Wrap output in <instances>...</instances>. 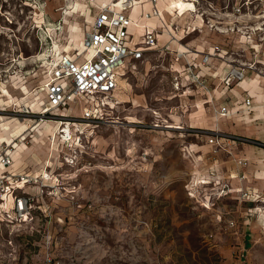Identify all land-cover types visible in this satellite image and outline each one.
I'll list each match as a JSON object with an SVG mask.
<instances>
[{"label": "rangeland", "instance_id": "obj_1", "mask_svg": "<svg viewBox=\"0 0 264 264\" xmlns=\"http://www.w3.org/2000/svg\"><path fill=\"white\" fill-rule=\"evenodd\" d=\"M179 1L171 2H175L174 12L179 7L180 19H193L196 13L195 18L203 14L198 19L204 20L193 25L195 31L183 42L203 37L199 28L203 25L221 48L219 57L213 59L230 68L244 64L250 68V77L264 79V0H197L198 11L192 14H182L186 6ZM207 2L213 9L206 7ZM76 4L83 11L76 10L65 20L70 25L77 23L83 32L89 31L95 8L86 0H46L34 8L30 19L28 8L21 14L12 10L9 26L0 19V32H12L9 39L0 35V83H5L4 92L13 99L6 101L0 92V110L4 109L0 118H7L3 120L7 127L10 122L22 126L14 131L20 140L16 163L28 160L26 167L31 174L48 173L47 182L36 177L31 188L37 193L35 203L44 202L51 213L59 210L64 217L61 264H234V260L237 264H264V234L254 226L253 213L245 216L250 204L240 189L244 185L260 189L263 185L262 179L251 175L258 176L257 172L264 170L257 162L264 157V120H254L249 106L237 113V97L243 96L237 81L224 86L221 77L209 88L204 83L193 84L189 89L202 91V98H177L189 90H174L172 56L150 51L141 60L128 66L126 62L115 70L117 78L124 81L112 94V105L99 122L77 121L75 106L83 104V97L75 98L66 121L52 117L38 121L35 113L41 104L28 116L19 112L25 110L17 107L19 103L43 100L40 66L47 59L33 57L41 49L50 54V39L59 47H68V41L74 46L79 43V33L73 34L71 26L64 29L66 21L61 15ZM235 7L237 13L232 12ZM143 10L145 6H137L124 14L138 24L142 23L139 18ZM206 19H211L214 27L209 28ZM50 29L57 31L50 36ZM138 33L132 34L135 44ZM251 91L256 101L261 100L260 86H252ZM222 103L234 113L217 111L225 106ZM253 106L264 110V103ZM245 112L250 123L238 120ZM51 123L57 134L54 142L47 139L49 132L45 134ZM67 125L71 138L62 142L59 130ZM211 135L228 139L229 144L210 146L207 138ZM57 136H61L59 140ZM6 146L0 143L2 149H14ZM237 155L250 161L243 167L246 181L237 178ZM255 211L261 215L260 208ZM245 218L248 224L242 226ZM237 226L240 237L246 233L241 242L251 241L243 247L246 252L241 262L236 258L240 248L237 240L230 239ZM39 236L40 229L23 235L16 248L19 261L40 255Z\"/></svg>", "mask_w": 264, "mask_h": 264}, {"label": "built area", "instance_id": "obj_2", "mask_svg": "<svg viewBox=\"0 0 264 264\" xmlns=\"http://www.w3.org/2000/svg\"><path fill=\"white\" fill-rule=\"evenodd\" d=\"M143 1L148 4V10L141 13V18L145 21L157 20L160 30L148 25L140 26L141 39L135 44L129 32L133 20L124 14L131 10L135 0H109L105 5L95 3V14L90 29L84 33L80 44L84 54H79L78 51L71 57L58 54L42 63L40 67L44 78L40 83L39 91L43 94V100L40 110L35 113L39 118L38 121H49L51 117L66 121L67 115L56 112L73 103L76 97L84 98V106L78 116V122L101 121L104 110L112 105V94L117 88L118 78L115 73L117 68L124 67L126 62L128 66L130 62L141 60L145 53L156 50L158 48L156 36L159 34L167 38L166 44L159 50L165 51L167 45L171 43L181 45L177 38L178 28L175 25L165 24L159 16L157 0ZM183 1L189 2L194 9L187 11L189 14L198 11L195 9L197 0ZM45 2L46 0H0V19L9 26L12 24L10 12L18 10L16 12L21 14L23 8H28V19H30L34 8L44 5ZM206 7L212 8V4L207 2ZM238 11L237 7L232 10L233 13ZM195 14H192L193 18L196 17ZM202 15L198 14V18ZM200 20L203 24L204 20ZM205 21H208L206 24L209 28L214 27L211 19ZM10 34L12 35L11 31L7 34L0 32V35L7 39L11 37ZM189 53L192 51L188 48L182 52H174L173 62L180 59L185 61V56ZM219 53V47L213 46L209 52L201 54L200 65L204 66L209 58L219 57ZM249 69L245 68L244 64L231 67L220 82L224 86H228L234 80L240 82L244 72ZM181 73L186 79L185 86L180 85L179 75L173 77V88L178 92L188 91L193 84L203 83L201 76L186 61ZM243 104L247 108L250 105L249 100L245 99ZM24 109L19 112L26 116L32 114L30 110ZM219 112L223 114L225 109L220 108ZM227 141L228 139L217 135H211L207 140L213 147L227 146L229 144ZM7 150L8 148H0V264H61L65 243L62 220L59 216H53L48 204L35 203L37 193L24 190L33 185L36 177L29 171L10 170L12 159ZM246 163V158L237 156V169H239L237 178L243 179L247 175L243 170ZM241 192L245 197L248 194L245 190ZM39 196H42L41 193ZM258 207L264 211V204ZM32 229L37 231L40 229L41 248L38 250L40 255L36 258L30 257L29 261L26 259L19 261L16 248L24 238L23 235Z\"/></svg>", "mask_w": 264, "mask_h": 264}, {"label": "crops", "instance_id": "obj_3", "mask_svg": "<svg viewBox=\"0 0 264 264\" xmlns=\"http://www.w3.org/2000/svg\"><path fill=\"white\" fill-rule=\"evenodd\" d=\"M86 1H87V3L91 4L88 0H86ZM171 1L172 0H166V3H164V0H157V7L160 8L161 12L163 13L162 21L165 24H169L170 26L175 25L178 28L177 38L179 39V42L181 43V45H179L177 43H171V44L167 45V48H166L165 51L159 50L167 42V38L164 35L159 34V35L156 36V41H157V44H158V48L156 50H153V51H158L159 50V52H161L162 54H168V55L172 56V58H173L172 54L174 52H182V51H184L185 48L190 49L192 51V53L186 54L185 61L189 65L193 66V70L201 76L204 85L207 88H209L210 86L214 85L219 78L223 77L225 72H226V70L228 68H230V67L227 64L220 63L218 60L213 59V58H209L204 66L200 65L201 54L209 52L210 49L213 46H219V45L214 41V39L209 37L210 33H208V32H210V31L207 30L203 25L199 26V28H201L202 31H204L203 34H202L203 37H201L199 39H196V40H194L192 42L191 41L190 42H183V40L185 39L186 36H188L189 34L193 33V31H195L194 28H193V25H199V23L202 24V22H201V20L199 21L198 18L190 19L188 17V15H187L188 18H184L183 17L182 19H178L177 20L175 18V16L177 15L176 10L174 12L172 7L169 5V2L171 3ZM140 2H141V6L140 7H144L145 6V9H146V10H143L142 12L147 11L148 10V4L145 1H143V0H141ZM169 11L172 12V13L174 12L176 15H171L169 13ZM141 13H140L139 20L142 21V23H138L137 24L139 27H137V28L136 27H130L129 28V32H130L131 35L133 34V32H136V31L139 32L138 33V41H140V39H141L140 38V35H141L140 26L148 25V26H151V27L155 28L156 30H160V26H159L160 24H159V22H157V20L145 21V20H143L141 18ZM94 14H95V11L92 14V16L90 17V23H91V20H92ZM77 16H82V15L76 14V17ZM83 20H85V19H83ZM75 24L77 25V28H78V30H77L78 32L77 33H79V35H80L79 43L77 44V46H74L75 44L70 43L68 41V43H67L68 47L60 45L61 47H59V50H58V52L60 54H65V55L71 57L77 51L80 54L84 53L83 50H81V48H80V44H81L82 38L84 36V33L87 32V31L83 32L82 30L79 29V27H78L79 25L74 22V25ZM132 41H133V38H132ZM220 52H221V48H220ZM185 61L183 59H180L177 62H173L172 63V72L174 73V76L179 75V77H180L179 82H180V84L182 86L186 84V79H185L184 75L181 73V70H182V67H183V64H184ZM250 75L251 74H248V71H245L244 72V76H245L244 79L237 83L240 92L243 93V96H238L237 97V104H238L237 113L240 114V113H242L241 111L245 110L244 108H246V107L244 106L243 101L245 99H248L249 103H250L249 110H250V112H253V116L252 117L254 118V120H256V119H263L264 120V115H263V111L264 110L260 109V111H258V108H261V106H253L254 104L264 103V93H263L264 91H263V89L261 87L262 85L264 86V79L258 78L256 76L250 77ZM254 79H255V81H254ZM121 80L124 81L123 78H118L117 79V87H119V83H120ZM245 84H247V85L249 84L251 87L255 86V85H257V87L260 86L261 93H262L261 100H259V98H257V101H256L255 97H254V94H253L254 92H252L249 88H246L244 86ZM0 87H3L2 89L0 88V92L5 95L4 96V98H6L5 100L6 101H12L13 99L11 98L9 93L5 94V92H4V90H5L4 88H7V87L3 86V85L0 86ZM116 89H118V88H116ZM41 95L43 96V94H41ZM202 96H204L202 91L195 90V89L192 88L188 92H185V93H182V94L178 95L177 98H199V97L202 98ZM4 98H2V100H4ZM186 100L189 101L188 99H186ZM30 103H28L26 105L29 106L34 112L39 110L38 105L41 104L40 101H36L35 103L32 102L31 104ZM222 104H224L225 106L222 105V106L218 107L217 111H219L220 108H224L225 109V114L228 113V112L230 114L234 113V110L229 109V106H227V103H222ZM231 105H232V103H231ZM71 106L73 107L72 103L69 104L66 107L67 110H66V108L59 109L57 111L58 114L70 115L72 113V111H70ZM83 106H84V102H83V104H80V105L78 104V105L75 106L76 111L78 112V114L81 113V109L83 108ZM66 111H68V113H66ZM255 112H256V114H254ZM243 114L245 115V117L243 118V117L240 116L238 120L239 121L241 120L242 123H250L251 119H250V116H248L249 115L248 112H245ZM256 116H257V118H256ZM3 120H6V118H0V122H2ZM12 123L13 122L9 123V131L8 132H6V131L5 132H1L0 131V138L8 140L11 135H14L15 129L20 130L22 128V126L18 127L16 125H13ZM42 125H44V123ZM207 140H208V138H207ZM21 149L24 150V149H26V147L25 148H21ZM19 150H20L19 148H16L14 153H13V159L11 158L12 162H11V165L9 167L10 170L16 171V172H20V171H29V172H31L26 167L27 166L26 163L28 162V160L26 162H24V163L23 162L16 163L17 162L16 160L19 157L18 156ZM257 155H258V153H257ZM262 155L264 156V152H262ZM237 156H241V157L246 158L247 159L246 166H248V164L250 163L248 157H245L243 155H237ZM254 156H256V155L254 154ZM257 162H258V164L261 167L264 168V157L262 159H260V160H257ZM42 171H41V173H42ZM257 173H258V176H255L256 173H252L251 176H253L254 178H260V179L263 180V185L260 187V189H257V188H254V187H250L248 185L241 186L240 189H243V190L247 191V193H248L244 200H246L247 204H250V206H247L245 208V212H244L245 216H251L249 214L253 213V215L255 216L254 226H257L258 230H260V232H262L264 234V211H262L261 212L262 214L260 215L257 211H255V209L257 207L253 206L254 203H256V202H259L260 204H264V170L260 169ZM232 176L233 175H231V177ZM247 177H248V175H246L245 178H243V181H246ZM24 190L32 192L33 189L31 187H26ZM256 195H258L259 197L255 198ZM52 214H53L54 217L59 216L61 218L63 226H64V229H65L64 217L61 215V212H59V210H57V212H55V213L53 212ZM247 220H248V218L244 219V221L242 222V224H243L242 226H245L246 224H248ZM243 229L247 230L246 227H244ZM244 235H246V233ZM244 235H242V237H240L241 234H238V226H237V230L236 229L233 230L231 232V234H230V239L232 241L233 240H235V241L237 240V243H238V245L240 247V248L237 247V251H236L237 252L236 258H237L238 261H240V259L242 257L245 259V255L244 254H245L246 250L243 247L245 245H249V243L251 242V241H247L246 243H242L241 241L244 238L243 237ZM247 235H250V234L247 233ZM257 240H254L253 242L255 243V242H257ZM234 261H235L234 264H237L236 260H234Z\"/></svg>", "mask_w": 264, "mask_h": 264}, {"label": "bare ground", "instance_id": "obj_4", "mask_svg": "<svg viewBox=\"0 0 264 264\" xmlns=\"http://www.w3.org/2000/svg\"><path fill=\"white\" fill-rule=\"evenodd\" d=\"M93 6H95L94 4L97 2L96 0H88ZM108 1L109 0H102V1H100V2H98L97 4H106V3H108ZM174 1V0H173ZM179 1V0H178ZM181 2H183L184 3V5L186 6L185 7V9L183 10V12H182V14H184V13H188L189 12V10L190 11H193L194 9H193V7H192V5H190V3L189 2H184L183 0H180ZM179 1V3L178 4H181V2ZM68 5V4H67ZM145 5V4H144ZM169 5L171 6V7H175V2L173 3V2H169ZM79 6V8H77ZM137 6H141V2H140V0H135V3H134V6L131 8V10H133L135 7H137ZM176 9V13L177 14H179V7L177 8H175ZM76 10H81V11H83V7L82 6H80V5H77L76 4V6H70V8H69V11H62V13H61V15H62V19L63 20H65V17L67 16H72L73 15V13H75V11ZM168 10V9H167ZM158 11H159V16L162 18V15H163V13L161 12V9L160 8H158ZM171 11V10H170ZM188 11V12H187ZM77 12V11H76ZM180 15V14H179ZM183 16V15H182ZM182 16H175V18L178 20V19H180V17H182ZM66 17V18H67ZM66 21V20H65ZM133 25L135 26L136 25V28L138 27L137 26V23H136V21H134L133 20ZM131 26V27H134V26ZM70 26H71V32H73V34H75V33H77L78 31V28H77V26L76 25H70V23L68 24L67 23V21L64 23V25H63V28L64 29H69L70 28ZM206 28V27H205ZM61 29V28H60ZM201 29V28H200ZM207 29V28H206ZM208 30V29H207ZM49 31V35L51 36V34H50V32L51 33H53V31L54 32H56L57 30L56 29H50V30H48ZM201 31H202V29H201ZM50 36H47L48 38L50 37ZM52 38V37H51ZM77 37L75 36L74 37V40L76 41L77 39H76ZM50 39V38H49ZM51 40V44H52V49H51V51H50V54H48V51H46V50H44V49H41V51L40 52H38V54H36V56H34L33 57V59L34 60H46V59H48L50 56H52V57H54L55 55H58V54H60L59 52H58V49H59V46L57 45V44H55L54 45V42L55 41H53V39H50ZM83 52H84V50H83ZM79 53V52H78ZM80 54V53H79ZM82 54H84V53H82ZM244 75H243V78H242V80L244 79ZM241 80V81H242ZM0 85H3V86H6L5 85V83H0ZM245 86H247V84L245 85ZM249 88H250V85L248 86ZM254 87V86H253ZM118 88V87H117ZM117 90V89H116ZM251 90H252V87H251ZM2 95H0V97H1ZM30 103V102H29ZM31 104V103H30ZM17 107L18 108H22V107H24V108H26L27 109V111H31L32 113H34V111L29 107V106H27L25 103H19L18 105H17ZM0 111H4V109H1ZM7 119V118H6ZM12 120H16V121H18V122H20L22 125H24V123L22 122V121H20V120H17V119H12ZM6 123L5 122H0V131L1 132H5V131H7L8 129H9V127H7L6 125H5ZM14 124H15V122H14ZM17 126V125H16ZM54 126V123L52 124H50V128L45 132V134L47 133V132H49L48 134H47V136H50V137H47V139L48 140H51L52 142H54V138H55V136L57 135L56 133H55V131H53V127ZM53 127V128H52ZM166 128H176V127H173V126H167ZM70 130H69V125H67L66 127H63V129H61V130H59V133H61V135H62V139H60L62 142H64V141H67V140H69L70 138H71V136H70ZM44 133V132H43ZM65 137H64V136ZM41 138H42V136H40ZM58 137V140H59V137H61V136H57ZM18 137L16 136V135H11L10 136V138L8 139V140H5V139H2V138H0V143H6L7 144V146H12V148L14 147V149L12 150V149H8L7 150V153H9L10 154V156H11V158L13 159V153H14V151H15V149L17 148V146H18V144L20 143V140H19V138H18V142H17V139ZM43 139H44V137H43ZM56 140V139H55ZM51 142V143H52ZM35 177H38V179H40L42 182H47L48 181V179H49V176H48V173L46 172V170H44V171H42V173H40V175H35ZM50 183V182H49ZM44 185H45V183H43ZM47 185V184H46ZM53 193V191H51V192H49V194H52ZM257 208H260V207H257ZM262 214V213H261ZM263 219V218H262Z\"/></svg>", "mask_w": 264, "mask_h": 264}]
</instances>
